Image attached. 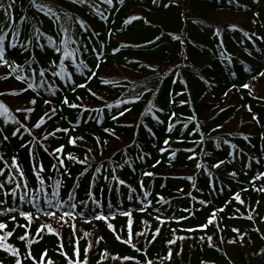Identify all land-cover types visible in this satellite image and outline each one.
Segmentation results:
<instances>
[{
  "label": "trees",
  "instance_id": "1",
  "mask_svg": "<svg viewBox=\"0 0 264 264\" xmlns=\"http://www.w3.org/2000/svg\"><path fill=\"white\" fill-rule=\"evenodd\" d=\"M0 2L6 6L10 0ZM94 2L101 11L106 10L107 19L97 16L86 5L73 4L72 0H37L38 4L45 5V11L49 5L57 11L60 15L58 22L46 17L29 0H16L10 10L15 26L21 31V42L34 35L33 27L44 33L39 37L40 43L48 44L46 36H53L58 41L56 33L63 25L80 38L81 43L98 46L102 42L104 55L99 61L98 75L90 81L76 73L71 60L65 61L68 71L74 74L73 79L88 83L91 91L96 93L92 96L86 89L75 85L69 87L70 82L52 77L48 71L45 72L47 84L40 87L39 71L48 69L50 61L60 55L50 47L31 49L37 63H31L29 53L9 49L8 59L23 66L22 75L30 76L33 69L36 71L35 90L29 89L19 96L6 95L0 100L29 128L51 108L58 110L51 119L44 117L45 124L41 128H32L37 139L57 129L67 128L69 132H56L54 137L41 141L48 152L43 147L29 145L34 149L33 160L29 148L21 147L31 137L23 129L12 136L17 125L5 122L0 116V126L5 127L6 134L10 135L8 141L0 143V156L9 163L13 156L18 157L33 190L39 186L35 183L31 166L42 162L46 169L45 187L35 193L36 203L40 209L54 211L58 218L65 211L76 215L74 218L64 217L67 223L58 222L43 215L32 204L19 202L18 197L15 200L9 197L8 205H0V209L11 205L38 216L28 228L32 241L28 247L37 259L46 249L48 258L55 264H67L60 255L61 246L69 257L73 248L78 247L80 259H83V249L90 246L87 264H111L110 261L117 264H137L140 261L143 264L146 258L153 264H201V261L205 264H264V192L257 191L264 188V177L257 178L264 172V77L259 75L264 72V39L258 38L264 37V0H178V4L170 3V0H157L155 4L152 0H125L123 5L113 0L115 7L102 4L100 0ZM225 14L240 17L226 21L218 19ZM131 16L142 19L125 25L124 21ZM24 17L28 19L23 20ZM78 19L99 31V38L92 36L89 40L90 33L79 28ZM5 20L7 16L0 10V27L4 26ZM231 25H237L243 31L232 30ZM217 28L221 29L220 36L215 35ZM245 31L251 39L243 35ZM169 33L180 36L184 43L173 39ZM252 33L256 35L252 36ZM221 41L223 47H220ZM114 48L119 51L113 53ZM80 59H84L89 67L98 62L91 51L84 52ZM30 63L31 68L28 67ZM0 69V77L9 71L2 66ZM172 69L174 73L170 71ZM100 77L113 83L102 84ZM244 84H249L251 90L244 88ZM49 85L59 91L52 95ZM22 87L27 85L14 76L0 78V92L19 91ZM141 93L144 95L139 101L119 103L132 100ZM77 96L81 99L77 100ZM64 97L82 107L69 108L62 102ZM30 98L37 99L36 105L28 103ZM48 100L50 104L45 103ZM150 101L155 107L148 111ZM106 104L112 108L105 107ZM17 107H33L35 110L25 114L28 117L25 119L24 115L15 112ZM127 108L132 111H125L118 120L111 119L113 114L119 116L120 111ZM253 115L258 123L252 119ZM156 117L165 123H158ZM234 123L237 125L232 126ZM172 124L175 128L168 132V126ZM105 128L114 129L115 135L106 133ZM69 136L83 139L70 145L67 143ZM166 139H170V144H164ZM60 145L65 146V156L72 153L79 160L87 157L88 163L65 159L67 172L63 169L56 171L51 167L56 160L50 153ZM163 148L168 151L161 152ZM188 149L192 151H186ZM173 151L175 157H172ZM141 155H144L142 160ZM220 161L224 163L219 168L213 167ZM197 164L201 167L198 168ZM98 167L99 172L96 171ZM146 171L153 172L154 176H144ZM231 172L237 175H229ZM112 175L124 180L125 184L112 180ZM57 180L60 181L58 189ZM12 187L14 185H7L6 190L10 191ZM55 191L59 194L53 196ZM89 192L94 200L89 198ZM69 193L72 199H69ZM237 193L243 204L234 199ZM32 196L33 193L29 192L30 199ZM0 199H4L3 191H0ZM49 199L52 200L51 206L46 203ZM200 200L206 203L201 205ZM72 204L76 207H71ZM141 208L146 211H140ZM217 208L224 211L217 213L213 224L201 228L200 225L205 224ZM124 211L131 212L132 216L122 215ZM94 214L108 219H95ZM249 216L252 219H248ZM129 220L133 243L142 249L141 252L122 242L128 236ZM17 221L19 224L29 223L18 214ZM4 222L8 223L9 230L14 228L9 242L23 253L26 242L18 237L25 229L15 227L10 217ZM109 223L114 230L108 227ZM45 224L59 236L50 234L47 229L37 235L36 229ZM73 224L74 229L70 226ZM189 228L197 230L185 231ZM233 229H238L239 233ZM81 230L93 235L97 242H89ZM117 235L121 240L116 239ZM178 236L188 239L180 244ZM208 236L212 237L213 247H209ZM201 237L205 239L201 240ZM168 240L175 243L169 245ZM232 240L236 242L229 243ZM169 249L172 252L170 260L165 259ZM125 256L134 259L126 261ZM0 259L4 264H12V257L3 251H0ZM23 264H31V261L25 260Z\"/></svg>",
  "mask_w": 264,
  "mask_h": 264
},
{
  "label": "snow or ice",
  "instance_id": "2",
  "mask_svg": "<svg viewBox=\"0 0 264 264\" xmlns=\"http://www.w3.org/2000/svg\"><path fill=\"white\" fill-rule=\"evenodd\" d=\"M16 0H10V3H8L6 6L0 2V10H2L5 15L7 16V20L4 21V26L0 27V66L5 67L9 69L8 73L0 77L2 79H8L9 76H14V78L17 81H20L22 84H26L27 87H22L19 91H11V92H0V97H4L6 95H12V96H19L22 93L28 92L29 89L35 90V77H36V71L33 69L32 74L30 76L28 75H22L21 72L23 71V66L15 63L14 61H11L8 59L9 55V49L11 50H17L20 49L25 53H29L30 56H32V61L31 63H37L35 56L32 55L31 49L32 48H41L44 49L46 47H50L55 53H59L60 55L57 56L56 59L50 61V65L48 69H41L39 71V77H40V87H44L45 84H47V79L45 78V72L48 71L51 73L52 77H60L69 83V87L75 85L78 88H83L89 91V93L92 96H96L95 92H92L91 89L88 87V83L81 81H77L73 79V73L68 71V65L65 64L66 60H71L72 64L75 66L76 73L79 74L80 77L86 79V80H91L93 77H96L98 75V70L101 67V64L99 61L102 60L103 58V48L104 44L101 42L98 46L97 45H92L90 46L88 43H81V39L77 38L74 33H70L69 29L64 27L63 25L60 26L59 31L56 33V35L59 37V40L54 39L53 36H46L45 38L48 41V44H42L39 42V37L43 36L44 33L39 29L33 27V32L34 35L30 38L27 39L24 42H21V31L18 27L15 26L16 22L15 19L13 18L11 14V9L15 5ZM30 4L33 7H36L39 11L43 12L46 17L49 19H53L55 21L60 20V15L57 13V11L53 10L52 6H47V9L45 11V5L44 4H38L37 0H29ZM102 4H106L108 6L115 7L113 4V0H100ZM125 0H118V3L120 5H123ZM157 0H152V3H156ZM231 2V0H230ZM259 2V0H257ZM72 3L75 5H86L88 8L93 9L96 13L97 16L101 17L102 19H107L105 15V11H101L99 5H97L94 0L93 2H90V0H72ZM170 3H177L178 0H170ZM168 6V5H165ZM256 15H259L258 13ZM27 17H24L23 20H27ZM142 19L141 17L138 16H131L127 18L124 21V24H131L135 20ZM253 23L256 21L253 20ZM42 23V22H41ZM77 23L79 25V28H82L85 32L90 33L88 39L91 40L92 36H96L99 38L100 32L93 30L83 19H78ZM145 23H148L147 20H145ZM232 30H240L243 31L242 29H238L237 25H231L230 26ZM7 29V30H5ZM9 33H11V40L9 41ZM109 36L112 35L111 32L108 33ZM168 35H171L173 39L179 40L181 44L184 43V40L178 36V35H172L169 33ZM215 35L220 36L221 35V29L217 28L215 30ZM243 35L251 39V36H249L248 32H243ZM255 33H252V36H255ZM259 39H264V37H258ZM158 40L159 37H156ZM6 41H9V43H6ZM149 43H153V41H149ZM75 46V47H72ZM220 47H223V41L220 43ZM91 51L92 53H95L97 63L94 64L92 67H89L88 63L84 59H80L81 56H83L84 52ZM119 48H114L113 53L118 52ZM187 59V57H185ZM31 63L28 65L29 68H31ZM57 69H59L57 71ZM153 71H156V69H153ZM173 73L175 72L174 69L170 70ZM260 76L264 77V72L259 73ZM101 83L102 84H110L113 83V81H110L108 79H105L103 77H100ZM49 90L51 91L52 95H55L57 91H59L58 88H52L51 85L48 86ZM244 88L250 89L249 84H244ZM146 91H152L151 89H146ZM158 91V90H157ZM39 95V93H37ZM144 95V93H141L134 97L132 100L129 101H120L119 103L121 104H128V103H134L136 101H139L141 96ZM155 95V93H153ZM99 98V97H98ZM77 100L81 99L79 96L76 97ZM63 104L67 105L69 108H81L82 105L80 104H75L71 103L67 97L63 98ZM30 105H36L37 99L36 98H30L29 102ZM45 103L50 104L51 101H45ZM174 103V101H173ZM105 107L107 108H112V105L106 104ZM155 107V105L150 101L149 102V108L148 111H151V108ZM35 109L33 107H17L15 109L16 113H20L21 115H24L25 119H28L27 115L25 114H30L34 111ZM84 110L87 111L85 108ZM57 109L55 107L51 108L48 112L44 113V116L40 117V119L32 125V128L39 129L43 124H45V119L44 117H48L49 119L52 118L53 115L57 113ZM125 111L131 112V108H127L126 110H121L119 113V116L116 114H113L111 116V119L113 120H118L120 116L125 115ZM159 111H163V109H159ZM249 111L251 109L249 108ZM175 114L173 113V116ZM0 116L4 117L5 122H11L12 124L17 125L15 130L11 133L12 136L16 135V133L20 132L21 129H23L25 132L28 133V135L31 137V140L28 141V143H22L21 147L24 148H29V145H35L36 147H43V150L45 152H48V148L46 145H43L41 141H47L49 137H54L56 135V132H69V129L64 128V129H57L56 132H48L46 135L40 137L37 139L36 136L33 135L32 133V128H29L26 124L22 123L21 120L17 119V117L13 114V111L9 108V106L3 101L0 100ZM158 123H165L163 120H160L159 117H156ZM190 120L193 119L192 117L189 118ZM253 120H256L257 123L259 122L257 117L253 115L252 117ZM185 128H187V124L184 125ZM175 128V125H169L167 128L168 132H172L173 129ZM104 131L106 133H109L110 135H115V130L114 129H108L105 128ZM215 131V129H214ZM7 129L3 126H0V135H2V140H0V143L4 141H8L10 139V135L6 134ZM149 132H151V129H149ZM153 136H155V133H152ZM78 139H83V137H72L69 136L67 143L70 145H75ZM247 139V137H245ZM97 143H100L99 138H96ZM105 141L104 143H106ZM182 142V141H181ZM203 143V139L200 141ZM227 143V141H225ZM165 145L170 144V139H166L164 141ZM235 147V145H233ZM89 152L91 149L88 150ZM161 152H167V148L160 149ZM186 151H192L190 149ZM65 153V146L60 145L59 147H56L53 149V151L50 153L51 156H53L56 160V164H53L51 167L55 169L56 171H61L63 169L64 172H67V167L65 165V159L73 161L75 163L79 164H87L88 160L87 157H85L83 160H79L76 156H74L72 153H67V155H64ZM205 155H208V153H204ZM144 155H148L147 153H144ZM144 155H141L139 158L142 160L144 158ZM29 156L35 160V155H34V149L29 148ZM63 157V158H62ZM172 157H175V152H172ZM189 159H194L193 156H189ZM0 161L3 162V166L0 167V177H3V179H0V191H3V197L4 199H0V205H8V198L11 197L14 200L18 197L19 202H23L26 204H32L33 207H36L39 212H42L43 215L48 216V217H54L56 216V213L54 211H51L50 209L48 210H43L40 209L39 205L36 203V196L35 193L37 191H43L45 187V166L42 162H37L33 163L31 166V173L34 176L35 183L38 184V188L33 190L30 188L26 173L24 169L21 167L18 157L13 156L11 158V162L9 163L8 161L4 160L3 156H0ZM127 163V161L125 162ZM224 161H220L217 164H214L213 167L219 168L221 164H223ZM257 163L259 161L257 160ZM90 166V165H89ZM119 167H123V165H120ZM155 167V165H153ZM197 167H201L200 164H197ZM84 171H87V168L84 169ZM97 172L100 171V168L98 167L96 169ZM115 171V169H113ZM63 174V173H62ZM83 175V173H81ZM144 176L146 177H152L154 176L153 172H144ZM229 175L235 177L237 174L235 172L229 173ZM264 177V172L260 174L261 178ZM105 179H108V177H104ZM111 179L114 181H117L120 185H124L125 181L122 179H119L116 175H112ZM7 185H14V187L11 188L10 191L6 190ZM57 189L59 188L60 181H56ZM141 186L143 187V181H141ZM195 186V185H194ZM257 191H262L264 192V188H259ZM29 192L33 193L32 198H29ZM22 193V194H20ZM58 191L53 192V196L58 195ZM89 198L90 199H95L92 195L91 192H89ZM147 195V193H145ZM69 199H72V194L69 193ZM163 198L161 197V200ZM234 199L238 201L239 203L243 204L244 201L241 199L240 194L237 193L234 196ZM48 205H52V200L49 199L46 201ZM199 203L201 205H204L206 203L205 200H200ZM71 207H76L75 204H72ZM140 211H146V209L141 208ZM224 211L223 208H217L216 211L212 212L210 214V217L208 218L207 222L203 225H200L201 228H207L208 225L213 224V222L217 219V213ZM17 214L22 217L25 221L29 222L27 224H19L17 221ZM122 215L126 217H131L132 213L124 211L121 213ZM76 214L70 212V211H65L63 214L58 218L59 221H63L64 223H67V221L64 220V217H69V218H74ZM11 222L14 224L15 227H21L24 228L25 231L22 235L18 237L19 240L26 242L25 243V251L22 253L19 248L15 247L12 243L9 242L10 238L13 237L14 235V228L9 230L8 223L4 222L5 219L9 218ZM38 218V216H35L33 212L31 211H25L22 210L19 207L15 206H7L3 207L0 209V251H3L4 253L10 255L12 257V264H23L25 260L31 261V264H55V261H53L51 258H48V252L45 249L39 256V259H37L36 256L33 255L31 249L28 247V244H30L32 241L29 239V232L28 228L30 227V222ZM94 218L98 220H106L108 217L104 215H95ZM248 219H252L251 216L247 217ZM159 220L160 218L157 217ZM73 229L75 228L74 224L70 225ZM108 227L110 229H113V225L111 223L108 224ZM44 229H47V231L50 234L57 235L59 236L58 233L54 231V229L50 225H41L39 228L36 229V234L40 235ZM197 229L195 228H189L185 229V231L192 232L196 231ZM160 229L157 228L156 232L159 233ZM176 230H173L175 232ZM234 232L239 233L238 229H233ZM137 235H144V233H137ZM180 239H184V237H179ZM116 239L119 241L121 240V237L119 235L116 236ZM155 237H152V240H154ZM201 240H204L205 237H201ZM207 241L209 243V247H213L212 245V237L208 236ZM240 240H243V235L240 236ZM99 242V241H98ZM122 242L126 245L131 246L135 251L141 252L142 249L137 248L136 245L133 243V234H132V229H131V220L128 221V236L127 239L122 240ZM151 242V241H149ZM236 241L232 240L229 241V243H235ZM167 243L169 245H172L175 243L174 240H168ZM90 246H86L83 249V259H80V249L78 247L73 248V253L72 256L69 257L67 253L62 251V246L60 250V255L65 258L67 261V264H87L88 257L87 253L89 250ZM105 256H107V253H104ZM145 257H147V253H144ZM172 252L171 249H169L167 255L165 256V259H171ZM47 258V259H46ZM114 258H119V257H114ZM124 260H132L134 259L133 257L125 256L123 257ZM0 264H4V260L0 259ZM137 264H141L140 261H137ZM143 264H153V261L151 259H144ZM201 264H205L204 261H201Z\"/></svg>",
  "mask_w": 264,
  "mask_h": 264
},
{
  "label": "rangeland",
  "instance_id": "3",
  "mask_svg": "<svg viewBox=\"0 0 264 264\" xmlns=\"http://www.w3.org/2000/svg\"><path fill=\"white\" fill-rule=\"evenodd\" d=\"M239 17H240L239 15L225 14V15H220L218 17V19L221 20V21H226V20H236ZM1 73H2V69H0V74ZM253 90H254V87H253ZM236 125H237L236 123L232 124V126H236ZM52 218H53L52 220H55V221L58 220V216L57 215L52 217ZM262 229L264 231V227H262ZM81 234L82 235H86L88 237L89 242H91L92 244H95V242H97V238H95L93 235L87 234V233L83 232L82 230H81ZM179 237L180 236H178L177 240H179L178 243H180V244H183L188 239L187 237H184V239H180ZM110 263L111 264H117L115 261H110Z\"/></svg>",
  "mask_w": 264,
  "mask_h": 264
}]
</instances>
